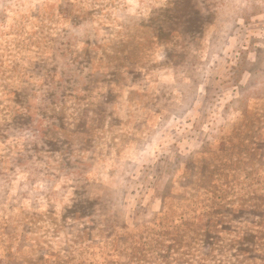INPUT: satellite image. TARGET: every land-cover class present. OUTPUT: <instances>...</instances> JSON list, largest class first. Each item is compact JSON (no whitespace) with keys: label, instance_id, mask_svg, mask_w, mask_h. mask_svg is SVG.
Returning a JSON list of instances; mask_svg holds the SVG:
<instances>
[{"label":"clouds","instance_id":"1","mask_svg":"<svg viewBox=\"0 0 264 264\" xmlns=\"http://www.w3.org/2000/svg\"><path fill=\"white\" fill-rule=\"evenodd\" d=\"M0 264H264V0H0Z\"/></svg>","mask_w":264,"mask_h":264}]
</instances>
